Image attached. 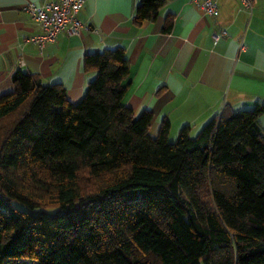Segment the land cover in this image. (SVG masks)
Segmentation results:
<instances>
[{"label": "trees", "instance_id": "obj_1", "mask_svg": "<svg viewBox=\"0 0 264 264\" xmlns=\"http://www.w3.org/2000/svg\"><path fill=\"white\" fill-rule=\"evenodd\" d=\"M164 4L137 0L133 22ZM82 67L77 103L21 70L0 95V264H264V104L171 142L166 118L152 137V112L121 103L122 47Z\"/></svg>", "mask_w": 264, "mask_h": 264}, {"label": "crops", "instance_id": "obj_2", "mask_svg": "<svg viewBox=\"0 0 264 264\" xmlns=\"http://www.w3.org/2000/svg\"><path fill=\"white\" fill-rule=\"evenodd\" d=\"M46 1L0 0V95L13 91L12 75L21 70L44 84H62L77 103L95 75L83 70V55L122 47L129 69L121 103L134 115L152 112V137L165 118L170 137L186 125L197 132L224 106L236 111L264 104V0L251 12L238 0H215L212 16L193 0H165L156 17L141 24L133 22L137 0H84L78 18L89 30L62 31L40 48L26 40L39 28L23 6ZM258 125L264 135V112Z\"/></svg>", "mask_w": 264, "mask_h": 264}, {"label": "built area", "instance_id": "obj_3", "mask_svg": "<svg viewBox=\"0 0 264 264\" xmlns=\"http://www.w3.org/2000/svg\"><path fill=\"white\" fill-rule=\"evenodd\" d=\"M196 6L201 8L206 15H214L218 11V3L215 0H193ZM241 8L251 12L258 0H238ZM84 0H49L41 4L29 2L23 6V10L34 20L39 32L26 40L42 48L46 43L53 42L62 31L70 34L81 35L84 30H89L83 25L78 13ZM218 38L219 34L214 33ZM22 63V61H20Z\"/></svg>", "mask_w": 264, "mask_h": 264}, {"label": "rangeland", "instance_id": "obj_4", "mask_svg": "<svg viewBox=\"0 0 264 264\" xmlns=\"http://www.w3.org/2000/svg\"><path fill=\"white\" fill-rule=\"evenodd\" d=\"M177 132H178V130L176 131H172L171 132V135H170V137H169V140L171 141V142H173L175 139H176V137H177ZM87 182H89V180L87 179ZM88 186V185H87ZM94 187V185L93 184H90L88 187H87V189H92ZM48 200H50V199H48ZM48 210H53V209H48Z\"/></svg>", "mask_w": 264, "mask_h": 264}]
</instances>
